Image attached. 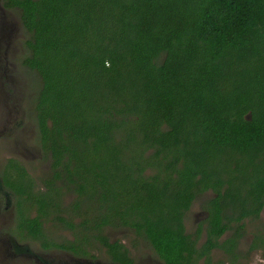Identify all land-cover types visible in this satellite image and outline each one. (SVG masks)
I'll return each mask as SVG.
<instances>
[{"label":"trees","instance_id":"trees-1","mask_svg":"<svg viewBox=\"0 0 264 264\" xmlns=\"http://www.w3.org/2000/svg\"><path fill=\"white\" fill-rule=\"evenodd\" d=\"M5 5L30 33L40 142L78 194V225L132 229L164 264L230 251L236 233L217 236L264 205V0ZM204 192L198 253L183 215Z\"/></svg>","mask_w":264,"mask_h":264},{"label":"flooded vegetation","instance_id":"flooded-vegetation-1","mask_svg":"<svg viewBox=\"0 0 264 264\" xmlns=\"http://www.w3.org/2000/svg\"><path fill=\"white\" fill-rule=\"evenodd\" d=\"M13 9L16 10L14 7H7L5 0H0V62L8 58L7 49H11L12 45L17 43L16 36L20 32L23 36L20 43L24 45L26 54L29 50L26 42L30 33L24 30L18 15L16 19ZM5 24L8 25V31L14 29L11 34L14 37L11 39L10 35L7 42L3 34ZM24 56L22 64L31 70H36L24 62L26 55ZM37 77L39 84L40 75L38 74ZM36 92L28 115H31V120H34L31 124L36 129V148L42 161L38 160L40 163L43 162L40 167L41 173H44L42 177L38 176V171L34 173L23 158L27 154L21 150L24 142L18 138L17 124L15 127L12 125L13 116L4 115V119L0 122V139L4 141L0 143V264H122L115 260L114 249L102 242L101 236L113 245L116 243L123 245L117 253L120 257L124 256L129 260L128 263L123 264H164L149 242L148 246L153 249L154 255L147 252L145 255L136 256L132 247L114 237L115 230L120 228L104 224L102 230L100 228L84 230L78 225L81 218L74 205L79 200L78 194L73 185L68 182L67 175L63 173L56 175L60 166L55 163L52 147L45 151L40 142L42 134L36 109L38 96ZM3 103L4 101L0 100V107ZM46 123L48 127L52 126L50 118ZM27 153L30 155L29 150ZM200 196L203 199L196 204L197 209H193V206L198 196L192 200L183 215L184 231L191 234V238L194 239L196 231L201 228L200 236L196 238V241L194 240L195 246L199 247L198 253L207 236L206 230L209 226L207 220L210 213L205 208V200L211 195L210 192H204ZM191 210L193 223H190L187 218ZM225 216L228 214L222 216L223 224L227 222ZM237 222L241 225L238 234L235 228L228 227L217 236L218 243L222 244L226 237L234 236L236 233V243L234 242L235 246L230 251H226L219 245V247L210 248V257L203 255L195 259L197 257L193 255L190 262L206 264L207 260L212 261L211 252L217 250L221 255L223 254L222 259L226 260V264H249L251 261L256 263L254 260L256 252L261 253V261L264 263V205L256 218L245 216ZM251 223L253 225H250ZM231 225L233 226L234 222ZM128 232L132 233L137 240H145L137 236L132 229L128 228ZM254 233H258L261 239L254 240ZM101 247L104 252L103 260L100 259ZM200 260H203V263Z\"/></svg>","mask_w":264,"mask_h":264},{"label":"rangeland","instance_id":"rangeland-1","mask_svg":"<svg viewBox=\"0 0 264 264\" xmlns=\"http://www.w3.org/2000/svg\"><path fill=\"white\" fill-rule=\"evenodd\" d=\"M14 10V9H13ZM16 15L17 19V11H13ZM13 14V13H12ZM13 14V15H14ZM15 23V22H10ZM17 20V25H18ZM4 26V40L7 42V38L14 32L13 30L8 31V25L5 24ZM8 31V35H7ZM21 33V32H20ZM16 36V41L14 45H12L11 49H7L9 51V56L5 59L4 62H0V100L4 101L0 107V122L4 119V115H11L13 116V126L15 127L17 124V130L19 132L18 138L24 142V145L21 144V150L26 152L27 156L23 158L27 161L28 166L33 170L34 173H37L38 176L42 177L44 173H41L40 167L43 165L40 163L38 159L42 161L39 157V153L37 152L36 144H37V135L36 129L33 126L34 120H31V115H28L31 111V102H33V96L36 91V87L38 86V77L37 71L31 70L28 67L22 64V60L24 59V55L26 52L24 50V45L20 43L21 34ZM14 35H11V39ZM21 44L20 47L17 49V45ZM4 44V43H3ZM25 106V108H24ZM24 109V110H23ZM27 113V115H26ZM22 121L19 125L18 123ZM0 143H4L2 139H0ZM27 150L30 151V155L27 153ZM203 199L202 196L198 197L196 200L193 209H197L196 204L201 202ZM195 211V210H194ZM196 212V211H195ZM192 210L188 214V219L190 223H193L192 220ZM194 220V219H193ZM250 225H253L252 223ZM120 228L115 230L116 234L114 237L121 240L125 245L132 247V250L136 252L137 255H145L147 252L154 255V251L151 247L148 246L147 241L137 240L135 236L128 232V228L124 229ZM99 250V248L97 249ZM252 257H254L252 255ZM104 252L103 248L101 247L100 250V259L103 260ZM223 254L221 255L219 251L214 250L211 252V259L209 264H226V260L222 259ZM257 264H264L261 261V253L256 252V257H254ZM203 263V260H200ZM255 262L251 261L249 264H256ZM248 264V263H243Z\"/></svg>","mask_w":264,"mask_h":264}]
</instances>
